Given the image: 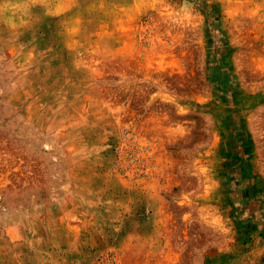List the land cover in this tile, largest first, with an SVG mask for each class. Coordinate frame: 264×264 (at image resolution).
<instances>
[{
    "label": "rangeland",
    "instance_id": "obj_1",
    "mask_svg": "<svg viewBox=\"0 0 264 264\" xmlns=\"http://www.w3.org/2000/svg\"><path fill=\"white\" fill-rule=\"evenodd\" d=\"M0 264H264V0H0Z\"/></svg>",
    "mask_w": 264,
    "mask_h": 264
}]
</instances>
